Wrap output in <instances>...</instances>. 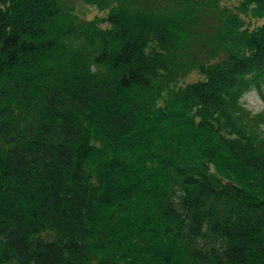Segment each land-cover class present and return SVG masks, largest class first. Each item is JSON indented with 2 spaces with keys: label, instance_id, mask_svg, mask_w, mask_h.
<instances>
[{
  "label": "trees",
  "instance_id": "trees-1",
  "mask_svg": "<svg viewBox=\"0 0 264 264\" xmlns=\"http://www.w3.org/2000/svg\"><path fill=\"white\" fill-rule=\"evenodd\" d=\"M263 86L264 0H0V263L264 264Z\"/></svg>",
  "mask_w": 264,
  "mask_h": 264
},
{
  "label": "rangeland",
  "instance_id": "rangeland-1",
  "mask_svg": "<svg viewBox=\"0 0 264 264\" xmlns=\"http://www.w3.org/2000/svg\"><path fill=\"white\" fill-rule=\"evenodd\" d=\"M80 14L87 19L95 18L96 16H104L105 13L102 11L94 8V7H87L84 5H79ZM195 75H192L188 78V80H193ZM264 90V86H263ZM243 104L244 106L253 111V112H263L264 111V97L257 91V90H250L248 91L245 96L243 97ZM261 132L264 135V123L261 124ZM259 133V132H258Z\"/></svg>",
  "mask_w": 264,
  "mask_h": 264
},
{
  "label": "water",
  "instance_id": "water-1",
  "mask_svg": "<svg viewBox=\"0 0 264 264\" xmlns=\"http://www.w3.org/2000/svg\"><path fill=\"white\" fill-rule=\"evenodd\" d=\"M0 264H20L19 262H12V263H0Z\"/></svg>",
  "mask_w": 264,
  "mask_h": 264
}]
</instances>
